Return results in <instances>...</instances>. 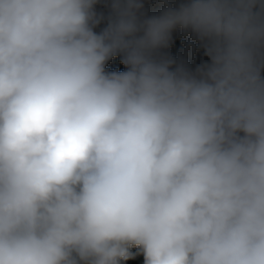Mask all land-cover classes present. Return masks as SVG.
Returning <instances> with one entry per match:
<instances>
[{
  "label": "clouds",
  "instance_id": "clouds-1",
  "mask_svg": "<svg viewBox=\"0 0 264 264\" xmlns=\"http://www.w3.org/2000/svg\"><path fill=\"white\" fill-rule=\"evenodd\" d=\"M98 2L0 0V264H264V0Z\"/></svg>",
  "mask_w": 264,
  "mask_h": 264
},
{
  "label": "rangeland",
  "instance_id": "rangeland-1",
  "mask_svg": "<svg viewBox=\"0 0 264 264\" xmlns=\"http://www.w3.org/2000/svg\"><path fill=\"white\" fill-rule=\"evenodd\" d=\"M143 8L140 9L139 14L143 18H150L152 16H158L162 14L168 8H176L182 0H141ZM110 0H99L95 6V10L98 14H102L105 17V24L103 27L96 30L97 33L101 32L104 27L107 26V16L110 14ZM181 47V49H180ZM180 49V51H179ZM184 53L189 56L188 70L195 72V70L205 64L209 63L210 59L205 55V50L201 41L191 31H185L184 29L177 28L172 32L170 44L167 48L159 50V55L163 58H175L180 53ZM120 55L113 57L107 64V71H115L121 62L119 63Z\"/></svg>",
  "mask_w": 264,
  "mask_h": 264
},
{
  "label": "trees",
  "instance_id": "trees-1",
  "mask_svg": "<svg viewBox=\"0 0 264 264\" xmlns=\"http://www.w3.org/2000/svg\"><path fill=\"white\" fill-rule=\"evenodd\" d=\"M105 24V20H101L100 24L94 29L95 31L98 30L99 28L103 27V25ZM181 49V47H180ZM179 49V51H180ZM189 56H186L184 53H180L178 54L177 57L173 58V60L175 61V64L173 65V68H175L176 66H180L183 65L184 67L188 66V60H189ZM121 61V58H119V63ZM126 67L121 63V66H119V68H117L115 71H125ZM131 252L135 253L136 255L134 256V258L125 260V261H121V264H144V257L142 253H139L138 248L133 246L130 249Z\"/></svg>",
  "mask_w": 264,
  "mask_h": 264
}]
</instances>
